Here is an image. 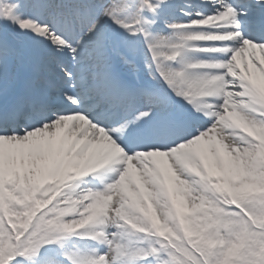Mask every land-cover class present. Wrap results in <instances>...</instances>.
<instances>
[{"label":"snow or ice","instance_id":"1","mask_svg":"<svg viewBox=\"0 0 264 264\" xmlns=\"http://www.w3.org/2000/svg\"><path fill=\"white\" fill-rule=\"evenodd\" d=\"M0 264H264V0H0Z\"/></svg>","mask_w":264,"mask_h":264},{"label":"rangeland","instance_id":"2","mask_svg":"<svg viewBox=\"0 0 264 264\" xmlns=\"http://www.w3.org/2000/svg\"><path fill=\"white\" fill-rule=\"evenodd\" d=\"M37 215H39V213H37ZM75 246H76V241H75Z\"/></svg>","mask_w":264,"mask_h":264}]
</instances>
